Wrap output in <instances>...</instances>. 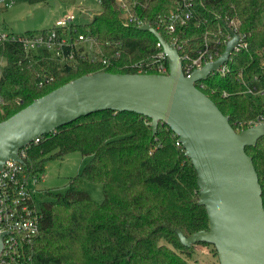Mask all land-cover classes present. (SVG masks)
Instances as JSON below:
<instances>
[{"label":"trees","instance_id":"1","mask_svg":"<svg viewBox=\"0 0 264 264\" xmlns=\"http://www.w3.org/2000/svg\"><path fill=\"white\" fill-rule=\"evenodd\" d=\"M127 1L134 4L133 15L188 51L199 47L206 28L223 27L230 18L238 20L248 49L230 56L224 74L211 72L194 84L228 116L233 129L246 128L256 118L264 100L244 93L239 74L245 81L257 74L264 86V0H193L199 25L192 19L171 34L156 25L174 7V0ZM97 2L98 12L88 22L72 24V34L94 36L106 56L119 43V55L108 66L79 59L64 62L58 73L56 61L47 53L26 54L19 42L1 43L0 121L80 75L134 72V62L149 60L158 50L151 32L125 23L115 0ZM45 74L53 75V81L38 87ZM244 150L257 172L264 207V136ZM71 152L90 158L68 179L63 192L49 191V199L38 202L41 216L28 248L30 264H192L194 245L181 244L175 229L184 235L206 229L207 214L197 203L195 169L166 124L159 122L152 132L149 118L110 110L80 117L24 146V173L38 176L47 160ZM84 181L102 186L101 201L83 188Z\"/></svg>","mask_w":264,"mask_h":264},{"label":"water","instance_id":"2","mask_svg":"<svg viewBox=\"0 0 264 264\" xmlns=\"http://www.w3.org/2000/svg\"><path fill=\"white\" fill-rule=\"evenodd\" d=\"M139 28L160 42L167 74L96 71L34 98L0 121V170L9 159L22 161L18 151L38 136L80 117L102 110L143 115L152 132L162 122L177 135L196 172L197 203L205 208L207 228L188 235L175 229L181 244H212L219 264H264L262 189L244 150L264 136V122L236 132L228 116L194 84L227 64L238 34L231 32L217 58L185 76L175 43L148 22Z\"/></svg>","mask_w":264,"mask_h":264},{"label":"built area","instance_id":"3","mask_svg":"<svg viewBox=\"0 0 264 264\" xmlns=\"http://www.w3.org/2000/svg\"><path fill=\"white\" fill-rule=\"evenodd\" d=\"M115 1L126 24H134L139 27L144 23L133 15L134 4L127 0ZM12 2L13 0H0V11L9 7ZM74 18L73 14H66L62 18L56 19L49 28L25 34H15L0 26V44L5 41H16L21 44L26 54H31L36 49L42 54L47 53L50 58L62 64L68 61L75 63L79 59L108 66L111 58L119 55L120 44L117 43L114 52L110 56H106L94 36L89 33L72 34L75 29L72 27V24L75 23ZM192 19H194V25L198 26L199 21L194 15L193 0H174V7L165 17L158 20L156 27L171 34L177 28L186 26ZM238 26V20L230 18L224 21L223 27L206 28L199 47L194 51L185 50L183 44L174 42L181 58L183 74L188 76L195 69H199L205 63L217 58L221 54L219 48L223 47L224 49L226 41L232 37L231 32L238 34L234 52L247 50L249 43L246 34L239 32ZM156 47L158 50L149 60H141L131 65L133 73L167 74V59L161 51L162 47L158 40ZM191 52L194 54L192 55ZM226 71H228L227 64L218 68V72L221 74ZM239 77L245 86L244 93L264 100V86L260 84L257 74H253L249 81H245L240 74ZM53 79V75H43L38 82V87H43ZM223 95L226 93L223 92ZM262 122H264V106L256 118L249 120L246 124L249 127ZM239 130L236 129V132ZM39 137L32 142H37ZM18 155L22 161L9 159L0 170V235L3 234L0 264H30L28 248L37 233L38 221L41 216L38 202L35 199V194L38 191L36 189L38 176H26L24 173V147L18 151Z\"/></svg>","mask_w":264,"mask_h":264},{"label":"rangeland","instance_id":"4","mask_svg":"<svg viewBox=\"0 0 264 264\" xmlns=\"http://www.w3.org/2000/svg\"><path fill=\"white\" fill-rule=\"evenodd\" d=\"M99 8L97 0H47L40 3L13 0L9 7L0 11V26L15 34H25L49 28L57 18H62L66 14H73L74 22H88L90 20L88 12H91L92 16L98 12ZM33 51L38 56L43 55L39 50ZM3 65L4 58L0 56V71ZM54 65L56 71L61 73L62 63L54 62ZM89 158L79 152H71L60 159L47 160L44 169L37 177L36 201L41 202L49 199V191L63 192L68 179L80 172ZM83 188L94 200L101 201L103 199L102 186L99 183L84 181ZM190 262L192 264H219L212 244H194Z\"/></svg>","mask_w":264,"mask_h":264},{"label":"crops","instance_id":"5","mask_svg":"<svg viewBox=\"0 0 264 264\" xmlns=\"http://www.w3.org/2000/svg\"><path fill=\"white\" fill-rule=\"evenodd\" d=\"M88 15H89V18H91V12H88ZM58 19V18H57ZM75 23H77V22H75Z\"/></svg>","mask_w":264,"mask_h":264}]
</instances>
